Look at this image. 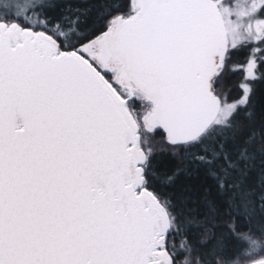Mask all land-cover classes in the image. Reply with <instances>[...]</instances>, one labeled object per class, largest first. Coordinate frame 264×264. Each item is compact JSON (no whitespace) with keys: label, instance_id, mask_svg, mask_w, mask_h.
Returning <instances> with one entry per match:
<instances>
[{"label":"snow or ice","instance_id":"snow-or-ice-1","mask_svg":"<svg viewBox=\"0 0 264 264\" xmlns=\"http://www.w3.org/2000/svg\"><path fill=\"white\" fill-rule=\"evenodd\" d=\"M0 264H264V0H0Z\"/></svg>","mask_w":264,"mask_h":264},{"label":"trees","instance_id":"trees-1","mask_svg":"<svg viewBox=\"0 0 264 264\" xmlns=\"http://www.w3.org/2000/svg\"><path fill=\"white\" fill-rule=\"evenodd\" d=\"M181 182L185 184L192 192V199L194 203L191 205L193 208H199V210L202 212L203 211V200H204V190H196L193 185L197 183L195 179L193 180H187L185 178H181Z\"/></svg>","mask_w":264,"mask_h":264}]
</instances>
